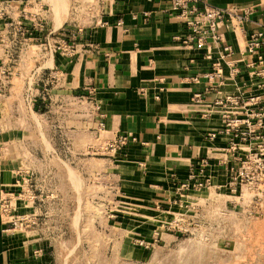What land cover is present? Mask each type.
Instances as JSON below:
<instances>
[{"label": "rangeland", "instance_id": "1", "mask_svg": "<svg viewBox=\"0 0 264 264\" xmlns=\"http://www.w3.org/2000/svg\"><path fill=\"white\" fill-rule=\"evenodd\" d=\"M89 18L75 12L72 28ZM40 33L38 43L63 49L58 32L47 35L45 26ZM8 38L0 61V168L13 176L0 190V217L7 233L20 234L24 262L33 248L39 264H264V113L259 137L224 151L210 187L177 193L162 212L109 161L108 140L99 145L88 128L78 131L82 95L68 98L56 69L45 73L46 58H29L49 49Z\"/></svg>", "mask_w": 264, "mask_h": 264}, {"label": "crops", "instance_id": "2", "mask_svg": "<svg viewBox=\"0 0 264 264\" xmlns=\"http://www.w3.org/2000/svg\"><path fill=\"white\" fill-rule=\"evenodd\" d=\"M210 2L250 10L242 23L225 18V42L234 49L230 57H223V44L184 45L188 28L173 11L171 0H57L60 11L54 0H19L9 15L0 17V61L12 44L6 32L13 24L30 25L38 37L45 26L47 35L63 28L67 34L77 30L71 20L77 11L90 17L77 31L72 53L47 51L46 57L39 54L30 60L46 58L42 67L45 73L56 69L51 72L59 77V90L68 98L71 93L83 96L79 132L88 128L99 145L122 134L135 137L108 159L129 184L131 180L140 185L142 192L163 205L164 212L177 185L188 179L201 159L207 158L210 174H220L219 163L231 137L224 132L229 110H237L242 129L255 131L257 117L249 114L264 106V74H257L260 67L248 65L257 58L246 52L250 33L264 30V0ZM56 16L66 18L57 23ZM233 67L239 72L234 74ZM256 96L258 102L252 100ZM227 97L240 105L217 104ZM12 176L11 169L0 168V190L8 188ZM6 226L0 217V264H39L33 248L32 260L23 261L21 236L7 233Z\"/></svg>", "mask_w": 264, "mask_h": 264}, {"label": "built area", "instance_id": "3", "mask_svg": "<svg viewBox=\"0 0 264 264\" xmlns=\"http://www.w3.org/2000/svg\"><path fill=\"white\" fill-rule=\"evenodd\" d=\"M16 1L19 0H0V17L3 15H9L11 9L15 6ZM172 9L177 13V15L186 23L188 32L183 38V44L194 46L198 48H212L215 45L223 44V57L227 58L233 55L234 49L231 44L225 42L222 27L225 23V18L229 17L231 21L235 20L238 23H242L248 19L250 14L249 9H238L236 7H220L211 4L210 0H171ZM237 23V24H238ZM80 30V27L77 29ZM67 29H61L58 34L62 36L61 42H58V47H63L62 52L72 53L75 50V41L70 42V33L67 34ZM11 33L14 36H23L26 44V48L32 50V45L41 44L45 49L49 51H54L52 43L50 40L40 41L38 43L36 37L34 36V29L32 27H27L25 24L17 23L16 25H11L10 29L6 32V37ZM67 34V35H66ZM51 35V34H50ZM68 39H67V38ZM21 43V41H19ZM39 47V46H37ZM264 30H256L250 33L246 41V52L249 55H255L256 60H252L248 63L249 66L260 67L257 70L258 75L264 74ZM47 51V50H46ZM33 54V53H31ZM30 54L29 58H36L37 56H32ZM217 66V64H215ZM232 72L234 74L239 72L238 67H233ZM207 77L212 78L213 74H206ZM263 83L259 84L262 86ZM83 98V96H79ZM197 97H200L197 94ZM80 98V99H81ZM260 97H253L252 100L258 102ZM227 102L238 104L230 97L225 99H219L217 104H225ZM240 105V104H238ZM96 110L100 109L99 105H96ZM264 113V106H261L259 110L249 114V117L256 116L259 117ZM241 119L237 115V110H229L226 116L224 132L231 134L229 138V144L225 150L230 151L234 145H241L247 138L255 139L259 136L256 135L257 129L254 130H244L240 127ZM103 125V123H100ZM249 124V121H246ZM258 129L262 127L260 120H257ZM251 133H253L251 137ZM131 139L135 137L131 134H122L117 138L109 139L108 145L111 147L112 151L118 150L120 147L126 145ZM224 160V159H223ZM208 160L207 158L201 159L198 165L193 166L190 170L188 179L184 182H180L177 185V193L182 197L186 191L191 190H204L211 186V176L207 169Z\"/></svg>", "mask_w": 264, "mask_h": 264}]
</instances>
